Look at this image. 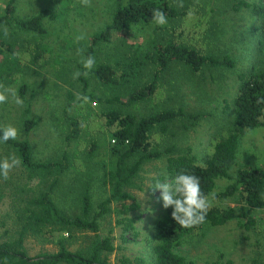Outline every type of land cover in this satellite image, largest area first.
I'll return each mask as SVG.
<instances>
[{
  "label": "trees",
  "instance_id": "trees-1",
  "mask_svg": "<svg viewBox=\"0 0 264 264\" xmlns=\"http://www.w3.org/2000/svg\"><path fill=\"white\" fill-rule=\"evenodd\" d=\"M16 1L9 0L5 13L0 14V84L9 86L19 83L18 93L24 104L22 124L25 138L2 145L11 150L13 157L20 162L28 181L37 182L41 188L26 200L27 205L19 213L18 235L0 244V264H110L109 254L115 250L114 229L111 227L107 234H101L102 221L115 212L117 225L125 232L136 230L135 223L142 216L139 213L141 203L136 201L130 188L136 187V179L147 163L164 158L165 166L155 180H170L178 172L194 174L200 177L201 188L206 194H216V201L208 212L206 222L188 229L175 222L171 216V208L163 209L154 224V264H197L177 250L186 235L199 232L205 227L223 226L239 218L240 224H244L246 229L257 223L260 212L264 210V167L242 165L237 169L235 177L231 176V171L237 164L241 136L264 127L262 61H259V66H253L249 73L240 76L242 82L234 99V106H229L233 108V117L228 128L217 131L210 138L203 161L198 154L192 153V148L182 151L177 145H162L161 136L170 133L171 125H179L185 130L197 127L208 116L205 112H190L183 106L176 105L137 116L113 106L117 102L133 105L161 97L163 81H168L166 74L176 66L185 67L195 74H202L211 68L235 69L237 59L231 54L216 55L208 50L204 51L207 45L204 46L201 40L207 39L204 35H208L209 23L205 21L208 20L210 9L208 11L203 8L208 12L203 14L199 9L201 6L195 2L185 4L180 10L173 0H116L111 22L92 35L89 48L91 56L97 45L112 43L117 35L127 38L136 29L147 30L149 26H156L153 20L155 11L162 12L166 19L171 20L169 24L162 25V35L151 40L145 48V42L142 46V43L129 44L127 41L120 57L99 63L90 71L102 85L127 86L131 93L126 102H123L120 94L98 99L111 104L100 115L108 125L110 141L105 151L106 158L97 164L98 168L91 171L88 169L92 168L90 165L83 167L82 175L87 174V178L75 189L78 192L76 198L79 200V208L75 214H71L60 207L55 193L62 176L69 173L76 163H81L78 151L88 161L100 151L98 140L91 135L94 125H100V122L94 121L91 115L67 114L65 118L69 130L65 140L68 143L78 142V151L72 155L66 149L56 157L47 156L44 159L35 156L29 136L37 127L38 120L31 116L33 97L28 95L33 96V90L25 77L37 71L32 64H37L41 56H47L51 51L49 45L42 43L40 39L49 34L45 19L52 13L50 10H42L32 17L20 19L15 15ZM230 2L231 9L236 13L242 14L247 9L250 23L246 32L259 33L257 42L264 46V4L248 0ZM63 6L67 7V4ZM190 13L194 20L190 19ZM3 29L12 36L22 32L31 38L23 37L5 42ZM158 32L157 26L153 33ZM21 47L25 50L21 51ZM27 52L31 55H25ZM23 56L32 57L31 64L25 63ZM79 66L84 68L82 63ZM78 79L86 87L89 85L82 73ZM169 83L174 85L176 80ZM90 119L93 126L88 121ZM157 135L159 142L154 139ZM84 138L86 139L82 142ZM80 146L84 149H80ZM97 179L101 180L100 185L107 188L108 193L95 208L92 184ZM221 179H232L233 182L224 189H219L218 180ZM230 198L236 199L244 211L237 213L236 208L225 207L224 200ZM114 203L117 204L116 208ZM131 213L135 216L129 215ZM85 232H92L95 236L92 240L89 239V244L71 250L69 247L75 242L76 236ZM29 236L57 245L58 251L30 256L24 246ZM119 264L136 263L132 258L122 256Z\"/></svg>",
  "mask_w": 264,
  "mask_h": 264
},
{
  "label": "rangeland",
  "instance_id": "rangeland-1",
  "mask_svg": "<svg viewBox=\"0 0 264 264\" xmlns=\"http://www.w3.org/2000/svg\"><path fill=\"white\" fill-rule=\"evenodd\" d=\"M248 1L264 4V0ZM8 2L9 0H0V14L5 13ZM173 2L179 9L185 4L195 2L196 5L201 6L199 9L203 14L208 13L203 8L210 9L207 14L208 20L205 21L209 23L208 35L203 34L207 39L201 40L204 46L207 45L204 51L208 50L216 55L231 54L237 59L235 69L211 68L206 69L202 74H195L185 67L176 66L166 74L168 81H163L161 97L151 102L133 105L117 102L113 106L137 116L176 105L183 106L190 112H205L208 116L197 127L185 130L179 125H171L170 133L161 136L162 145H177L182 151L192 148V153L198 154L202 160L206 156L210 138L217 134V131L229 126L233 117V108L229 106H234V99L242 82L240 76L249 73L253 66H259L261 63L259 61L264 63V46L257 42L260 35L258 32H256L258 34L246 32L250 23L247 9L242 14L234 12L230 0H173ZM116 3V0H86V3L84 0H17L15 3V15L20 19L32 17L42 10H50L52 13L45 19L49 34L40 39L42 43L49 45L51 51L47 56H41L37 64H32L37 71L25 77L33 90V96L28 95L33 97L31 116L38 120L37 127L29 136L35 156L44 159L47 156L56 157L66 149L72 155L78 151V142L68 143L65 140L69 130L65 118L67 114L91 115L94 121L100 122V125L96 123L91 131V135L99 142L100 151L90 161L78 151L77 156L80 157L81 163H76L69 173L62 176L55 193L60 207L71 214H75L79 208V200L76 198L78 192L75 189L77 185L85 182L84 178H87V174L82 175L83 167L88 164L92 167L88 168L91 171L98 168L97 164L106 158L105 151L110 141L108 125L100 115L104 114L111 104L98 99L120 94L123 96V102H126L127 96L131 93L127 86L102 85L89 70L79 66L83 58L89 56L92 35L111 22ZM63 4H67V7ZM190 19L194 20L191 13ZM166 20L167 24L171 22L170 19ZM155 27L157 25L149 26L147 30L139 28L127 38L117 35L112 43L97 45L93 54L96 60L94 67L99 63L110 62L120 57L127 41L129 44L142 43V46L145 42V48L151 40L162 35L161 29L164 31V27L158 26L160 32L153 33ZM3 30L5 42L23 37L31 38L30 35H23L22 32L12 36L7 30ZM81 35L84 39L78 40L77 37ZM1 40L0 38V43ZM20 50L25 49L21 47ZM25 55L31 54L27 52ZM22 58L25 63L31 64L32 57ZM77 72L82 73L87 79L89 83L87 87L83 81L74 78V73ZM175 80L174 85L169 83ZM9 86L16 88L19 96V83ZM23 118V103L17 105L10 96L7 103L0 104V123L17 127L19 139L25 138ZM88 121L91 122V119ZM91 126H93L92 122ZM8 157H13V153L0 144V158ZM165 163V158L147 163L136 179V187L130 188L136 201L141 203L139 213L142 216L135 223L136 230L125 232L120 225H117L115 212L102 221L101 234H107L111 227L114 229L115 250L109 254L110 264H119L122 256L132 258L136 264H154L152 253L155 238L154 224L164 207L160 190L152 185L162 172ZM245 164L264 167V127L256 128L241 136L237 164L231 171V176L235 177L237 169ZM232 182V179L218 180V188L224 189ZM101 183V180L97 179L92 184L95 208L108 193V189L102 187ZM40 188L37 182L28 181L19 164L9 173L7 179L0 178V244L18 235L19 213L27 205L26 200L35 195ZM223 204L225 207L236 208L237 213L244 211L236 199H226ZM113 206L116 208L117 204L114 203ZM134 213L129 215L135 216ZM260 213L257 223L250 229L240 224V218L223 226L205 227L199 232L186 235L177 250L197 264L205 262L264 264V210ZM94 236L92 232L79 233L69 248L73 251L77 250L80 246L89 244V239ZM24 246L30 256L58 251L57 245L42 242L40 238L34 236L27 237Z\"/></svg>",
  "mask_w": 264,
  "mask_h": 264
},
{
  "label": "clouds",
  "instance_id": "clouds-1",
  "mask_svg": "<svg viewBox=\"0 0 264 264\" xmlns=\"http://www.w3.org/2000/svg\"><path fill=\"white\" fill-rule=\"evenodd\" d=\"M84 2L86 3V0ZM153 20L157 26L167 23L166 17L160 11L154 12ZM77 39H84V36H78ZM95 63V57L91 55L82 60L83 67L89 71L93 69ZM80 75L79 72L74 73V78H79ZM10 96L17 105L23 103L16 88L0 84V104L7 103ZM18 132V128L13 125L0 124V144L16 141ZM154 139L159 142L158 135ZM19 163L15 157L0 158V178L7 179L9 173ZM152 186L160 190L162 206L165 209L171 208L172 218L185 229L204 224L208 212L215 205L216 194H206L201 188L200 177L188 172H178L170 180L157 179Z\"/></svg>",
  "mask_w": 264,
  "mask_h": 264
}]
</instances>
